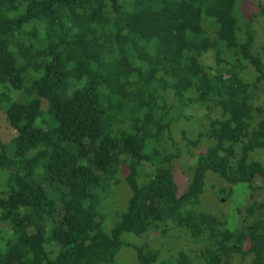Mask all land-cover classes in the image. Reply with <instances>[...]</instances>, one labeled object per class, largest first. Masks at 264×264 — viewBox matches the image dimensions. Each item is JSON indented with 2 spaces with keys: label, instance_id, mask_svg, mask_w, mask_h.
<instances>
[{
  "label": "trees",
  "instance_id": "1",
  "mask_svg": "<svg viewBox=\"0 0 264 264\" xmlns=\"http://www.w3.org/2000/svg\"><path fill=\"white\" fill-rule=\"evenodd\" d=\"M253 3L264 18L259 0H0V110L17 133L0 141V219L12 229L0 264H109L124 234L156 229L202 245L195 261L178 250L162 264H264V204L254 199L264 165L250 159L264 149ZM185 107L208 114L195 140L181 132L182 147L173 135ZM204 143L191 180L177 181L178 158ZM208 172L248 185L238 229L195 209ZM117 174L130 196L106 231L98 194ZM136 251L139 264L158 258Z\"/></svg>",
  "mask_w": 264,
  "mask_h": 264
},
{
  "label": "rangeland",
  "instance_id": "2",
  "mask_svg": "<svg viewBox=\"0 0 264 264\" xmlns=\"http://www.w3.org/2000/svg\"><path fill=\"white\" fill-rule=\"evenodd\" d=\"M259 1L264 5V0ZM250 8L251 9L248 10H252V13L255 15L252 20L253 29L255 32L253 53L259 57L260 60L264 61V18L260 16L259 10L255 3H253ZM204 62L207 65H212V56L209 55L208 57H205ZM30 73H32V71H30L28 74ZM35 74H30L33 77L32 79H35L39 76V74ZM32 79L26 81L25 86H30ZM2 88L3 85H0V92L3 91ZM14 92L15 91L12 90V94ZM20 95L24 96L22 92ZM42 104V107L45 108L47 106V101L43 100ZM171 113L172 115H176L177 110H173ZM178 114L182 117L180 118V123L177 122L174 125L173 136L175 140L180 145L182 144V147H184L183 143L186 142L185 139L182 138V133L183 135H186L187 139L195 140L198 131L202 130L201 127L206 126V116L208 112L205 111L204 108L185 107L182 111V114ZM210 115L212 119H217L220 114L213 112ZM16 136L17 133L9 123L7 114L0 110V141L4 144H10L16 138ZM207 145L209 144L207 143ZM207 145L204 143L202 146H198L197 149L193 148L192 152L190 153L187 150L188 157L183 154L178 158L177 162L174 164V168L177 170L176 173H174V177H176L177 181L181 179L182 184H185L191 180V168L196 165V156L202 150V147H207ZM250 159L259 161L264 165V149H257L252 152L250 154ZM120 176V174H117L114 177L115 179L111 183L110 192L108 195H106V192L98 194V197H103L99 206V211H101L100 214L102 215L104 229L106 231H109L110 228L120 220L119 217L125 210L128 197L130 196V190L128 186L124 184V182L119 180ZM256 184L258 188L254 199L257 203L264 204V183L262 181H258ZM2 186H5V182L3 179V174L0 172V191L2 190ZM228 187L229 189H232L230 194H228ZM182 192V188L179 187V194H182ZM95 197L97 198V195ZM249 204H251V200L249 198L248 185L238 184L234 186H228L226 182L220 180L218 176L212 172H208L205 181L204 192L200 196L199 203L195 209L199 211H206L220 217L221 219L227 221L228 227L230 229L235 230L242 225L241 211L244 213L245 206H248ZM258 214L259 212H256L255 215L258 216ZM27 227V243L31 245L34 229L32 225H27ZM11 232L12 229L9 224L0 219V245H3L5 240L9 239ZM46 232L47 234L44 239V244H46L44 248L50 252L51 249L53 250L56 247V238L52 235L53 233H51L49 228H47ZM123 242L124 246L118 252L114 260L109 264H139L136 251L139 248H149L151 250L157 251L158 258L151 264H162L168 256L178 250L186 252L190 258L195 261V258H197V255L202 247L201 244L195 243L188 234L180 232L176 229H171L166 234H163L161 230L157 229L146 232L141 236L124 234ZM26 246L29 250L32 249V246ZM14 248L18 250L23 249L18 245H15Z\"/></svg>",
  "mask_w": 264,
  "mask_h": 264
}]
</instances>
